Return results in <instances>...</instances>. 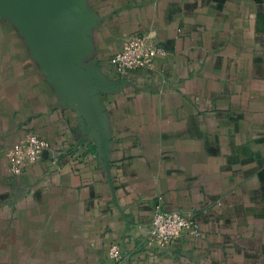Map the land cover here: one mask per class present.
I'll use <instances>...</instances> for the list:
<instances>
[{"label": "crops", "instance_id": "crops-1", "mask_svg": "<svg viewBox=\"0 0 264 264\" xmlns=\"http://www.w3.org/2000/svg\"><path fill=\"white\" fill-rule=\"evenodd\" d=\"M143 32L166 53L113 71ZM30 129L50 148L10 176ZM157 203L199 235L151 243ZM113 241L119 264H264V0H0V264H118Z\"/></svg>", "mask_w": 264, "mask_h": 264}, {"label": "built area", "instance_id": "built-area-1", "mask_svg": "<svg viewBox=\"0 0 264 264\" xmlns=\"http://www.w3.org/2000/svg\"><path fill=\"white\" fill-rule=\"evenodd\" d=\"M165 53L164 46L153 34L143 32L125 38L120 48L110 56L109 66L121 75L136 68L151 69L156 56ZM49 148V142L45 137L34 129L27 130L23 137L5 152L10 176L19 175L24 168L41 160ZM52 157L53 162H56V153ZM198 235L199 224L191 213L167 210L158 203L153 207L147 233L151 243L166 247L179 237L196 238ZM107 254L114 263L119 264L126 259L125 253L116 241L110 243Z\"/></svg>", "mask_w": 264, "mask_h": 264}]
</instances>
